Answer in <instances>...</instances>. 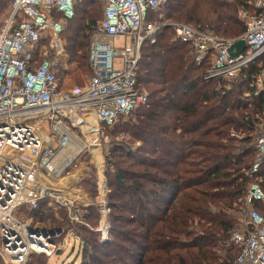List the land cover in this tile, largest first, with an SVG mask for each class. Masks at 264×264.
<instances>
[{
	"label": "trees",
	"instance_id": "obj_1",
	"mask_svg": "<svg viewBox=\"0 0 264 264\" xmlns=\"http://www.w3.org/2000/svg\"><path fill=\"white\" fill-rule=\"evenodd\" d=\"M254 1L168 0L148 12L147 22L160 23L155 42L142 46L138 68L149 101L108 130L114 135L105 156L109 237L101 241L95 230L98 205L85 207L89 225L76 227L83 264H223L237 256L230 235L240 226L247 190L256 178L264 187V162L253 178L245 174L255 161V127L264 116V90L255 94L252 87L264 54L232 83L206 79L210 60L197 64L192 46L170 23L236 37L245 31L239 11L252 10ZM11 2L0 0V25L11 14ZM102 3L77 0L74 17L65 22L67 53L80 66L89 63L80 35L91 37L103 18ZM120 133L125 140L116 139ZM81 187L98 198L94 165ZM255 206L264 213V204ZM67 212H56L45 198L29 214L51 228H69ZM30 263L47 264L46 256L34 254Z\"/></svg>",
	"mask_w": 264,
	"mask_h": 264
},
{
	"label": "built area",
	"instance_id": "obj_2",
	"mask_svg": "<svg viewBox=\"0 0 264 264\" xmlns=\"http://www.w3.org/2000/svg\"><path fill=\"white\" fill-rule=\"evenodd\" d=\"M167 1L102 0L103 18L88 49L90 75L82 85L62 87L60 71L70 61L62 33L65 22L75 15L77 0H12L11 14L0 25V264H31L34 254L51 257L59 253L61 239L83 223L84 209L77 204L87 207L93 200L82 190L79 165L99 160V153L104 159L108 130L148 104L138 68L142 46L148 39L155 42L160 23L146 20L149 11L162 9ZM239 16L245 31L232 38L170 23L177 37L192 46L197 64L210 60L206 79L232 83L264 54V0H255L252 10L242 9ZM116 37L128 42L116 44ZM240 40L246 47L235 55L230 49ZM252 87L255 94L264 90V68ZM255 132V161L245 170L252 178L264 162V116ZM101 168L97 201L101 218L95 230L105 241L110 229L109 187L104 164ZM75 171L73 186L61 183ZM76 190L82 195L72 193ZM45 198L56 212L67 209L69 228H51L28 214ZM257 202L264 204L258 178L239 211L240 226L230 235V244L239 252L223 264H264V213L256 208Z\"/></svg>",
	"mask_w": 264,
	"mask_h": 264
},
{
	"label": "rangeland",
	"instance_id": "obj_3",
	"mask_svg": "<svg viewBox=\"0 0 264 264\" xmlns=\"http://www.w3.org/2000/svg\"><path fill=\"white\" fill-rule=\"evenodd\" d=\"M103 12H104V5L102 3V15H103ZM7 16H8V14L5 17H3V19L5 20ZM147 21L148 20H146V23L154 22V21H151V22H147ZM85 31H87V30H85ZM79 40H84L86 42V46L84 48V51L88 54L89 43H90L91 37H85V33H81ZM113 41L116 44H121L124 41L128 42V39L123 38V37H116ZM66 43H67V40L64 39L65 51H66V54L68 55V60H70V61H67L65 66L60 71L62 87H71L74 85H82L85 83V81L87 80V78L90 75V69H88L89 67H88L87 61H83V65L80 66L76 62L74 57L72 55H70L69 53H67L68 51L66 48ZM80 52H82V51H80ZM116 139L117 140L120 139L122 141V140H125L126 137L123 135V133H120ZM112 140H114V135L110 134V138L105 143L106 145H104V148L107 149V151H108V149L112 143ZM102 160L103 161L101 162L100 160L88 159L83 164H81V166L79 165V168H81L79 170L81 172L82 178L85 177V174L87 172L92 171L93 165L97 170V177H98L99 171H100L99 168H101L102 164H104V166L106 164V157H104V159L102 158ZM85 168H86V171H85ZM84 193H85V191H84ZM84 199H86V198H84ZM98 199H99V197L96 200L92 199L93 201L89 205L97 204ZM85 201H87V200H85ZM77 206L80 207L82 210L84 209V212H85L86 206L84 204H81V205L77 204ZM84 212H83V214H84ZM66 216L69 219V213L68 212H67ZM82 221H83V223H78V225L79 224L89 225L88 223L85 222L83 215H82ZM76 227H77V225H76ZM77 234H78V232L76 229L73 231H69V233L67 235H65V238L61 239V241H63V243H61L59 246V250H60L59 253H55L51 257L46 256L47 264H83V258H82V253H81L82 240Z\"/></svg>",
	"mask_w": 264,
	"mask_h": 264
},
{
	"label": "bare ground",
	"instance_id": "obj_4",
	"mask_svg": "<svg viewBox=\"0 0 264 264\" xmlns=\"http://www.w3.org/2000/svg\"><path fill=\"white\" fill-rule=\"evenodd\" d=\"M98 158H99V160H100L101 162L103 161V160H102V155H101V153H99ZM77 174H78V171H75L72 175H70V176L64 178V179L61 181V183H62V184H65V185L73 186L72 183H70V182H74V176L77 175ZM72 193H73V194H76V195H80V196L82 195L80 190H76L75 192H72Z\"/></svg>",
	"mask_w": 264,
	"mask_h": 264
},
{
	"label": "water",
	"instance_id": "obj_5",
	"mask_svg": "<svg viewBox=\"0 0 264 264\" xmlns=\"http://www.w3.org/2000/svg\"><path fill=\"white\" fill-rule=\"evenodd\" d=\"M245 47H246L245 41L240 40L233 47H231L230 51L233 54L238 55L240 52H242L245 49ZM233 48H236V51H234Z\"/></svg>",
	"mask_w": 264,
	"mask_h": 264
}]
</instances>
